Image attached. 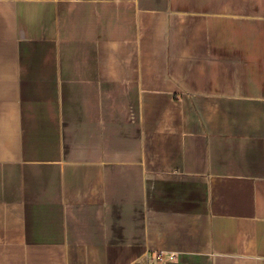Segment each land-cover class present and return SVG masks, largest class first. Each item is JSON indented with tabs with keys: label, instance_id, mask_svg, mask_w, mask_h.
<instances>
[{
	"label": "crops",
	"instance_id": "crops-1",
	"mask_svg": "<svg viewBox=\"0 0 264 264\" xmlns=\"http://www.w3.org/2000/svg\"><path fill=\"white\" fill-rule=\"evenodd\" d=\"M0 264H264V0H0Z\"/></svg>",
	"mask_w": 264,
	"mask_h": 264
},
{
	"label": "built area",
	"instance_id": "built-area-1",
	"mask_svg": "<svg viewBox=\"0 0 264 264\" xmlns=\"http://www.w3.org/2000/svg\"><path fill=\"white\" fill-rule=\"evenodd\" d=\"M166 253L165 252H159L158 255H157V260L159 262H165L166 260H174L176 258V254L175 253H172L170 254V256L168 258H166Z\"/></svg>",
	"mask_w": 264,
	"mask_h": 264
}]
</instances>
